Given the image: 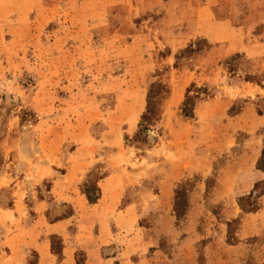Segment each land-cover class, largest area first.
<instances>
[{"label": "rangeland", "instance_id": "1", "mask_svg": "<svg viewBox=\"0 0 264 264\" xmlns=\"http://www.w3.org/2000/svg\"><path fill=\"white\" fill-rule=\"evenodd\" d=\"M197 4L210 20L188 16ZM263 30L264 0H0V252H9L13 232L27 234L37 215L31 194L47 203L48 220L73 213L48 193L50 179L28 191L21 181L42 166L62 170L64 160L53 163L49 154L68 158L79 144L97 160L80 193H95L111 156L131 176L121 205L156 202L162 179L183 164L169 212L143 209L135 234L119 242L120 259L264 264V226L259 218L249 229L244 219L264 196V172L255 168L264 143V53L233 49L236 37L262 42ZM154 81L168 93L136 137ZM190 84L192 114L183 116ZM254 170L262 176L254 179ZM182 185L177 217L174 190ZM249 203L257 210H239ZM51 241L60 258L59 238ZM75 253L85 264V253ZM26 254L37 264L33 251Z\"/></svg>", "mask_w": 264, "mask_h": 264}, {"label": "crops", "instance_id": "2", "mask_svg": "<svg viewBox=\"0 0 264 264\" xmlns=\"http://www.w3.org/2000/svg\"><path fill=\"white\" fill-rule=\"evenodd\" d=\"M211 16L207 7L197 4L190 10L191 15H195L196 20L200 21V14ZM217 22V21H216ZM224 24L223 21H218ZM218 23H213L217 24ZM232 32L237 30L233 28ZM263 41L260 43L240 42L236 37L234 50L243 51L248 55L255 56L264 53V30ZM201 34V33H199ZM237 35V33H236ZM53 136L50 140H55ZM84 149L78 144L72 153L67 156L56 157V154H49V160H64L62 170L53 167L44 171H33L34 180L21 181L24 189H28L36 184L50 179L51 185L48 193L53 200L71 203L73 213L66 217L48 220L46 217L47 203L31 194V209L36 212V217L27 225V234L13 232L8 238V253L0 252V264H28L27 252L33 251L37 255V264H76L75 251L81 250L86 255L85 264H141L143 260L132 261L130 258L120 259L124 249L119 246V242L124 237L135 234V226L142 217L145 209L157 208L168 211L169 201L172 195V187L175 181H179L185 175L183 164L177 168L178 174H168L162 179L156 194V202H144L139 198H133L126 204L121 205L125 186L130 182L131 176L127 177L121 168L115 166L112 157L107 156L104 160L107 172L96 182L98 197L94 202L88 203L83 194L79 191L85 174L97 161L84 153ZM86 150V149H85ZM52 156V157H51ZM94 156V155H93ZM33 160V159H32ZM183 169V170H182ZM24 173L28 172L25 166ZM254 179L260 178L262 173L258 170L253 172ZM30 183V184H29ZM18 186V184H17ZM262 207L259 211L244 214V219L249 223L248 228L254 227L258 219L264 226V196L261 198ZM144 209V210H143ZM15 209H12V213ZM169 212V211H168ZM169 218V214H168ZM249 220V221H248ZM70 225L75 226L74 231H68ZM127 235V236H125ZM60 240V258L57 253L51 252V238ZM131 240V238H128Z\"/></svg>", "mask_w": 264, "mask_h": 264}, {"label": "trees", "instance_id": "3", "mask_svg": "<svg viewBox=\"0 0 264 264\" xmlns=\"http://www.w3.org/2000/svg\"><path fill=\"white\" fill-rule=\"evenodd\" d=\"M199 43H201V41L198 40ZM187 50H192L191 45H188L187 48H185ZM190 87H194L193 84H190L187 88H186V94H185V100L182 103V107H180L181 113L183 116H191L192 114V107H193V103H192V99L195 97L194 95H190L189 94V90ZM147 96H146V107L144 108V111L142 112V114L140 115V121H139V129L137 131L136 137H139L140 134L142 133V130H144L146 128V126L148 124H152V122H154V120H156V118L158 117V107H159V103L162 99H164L168 93V90L166 89L165 85L160 83L159 81H154L151 82L148 86L147 89ZM255 168L259 169L261 171L264 172V143H263V147L260 148L259 150V155L255 161ZM259 183H262L261 181ZM93 190H94V194L91 196L89 195V193L87 191H82V193L84 194L86 200L88 203L90 202H94L96 200V198L98 197V190L96 185H93ZM259 194H264L263 192H258ZM184 196H185V189H184V185L182 186H178L177 188H175L174 190V201H173V211L175 212L176 216H179V211L177 209V203L179 201L184 200ZM257 196V195H255ZM249 197V195H247V198ZM246 198V199H247ZM239 210H241L242 212H249V211H255L257 210L258 206L256 204H251L249 203V205H247L246 208H243L241 205L238 204ZM56 253V251L54 250V247L52 246V241H51V252Z\"/></svg>", "mask_w": 264, "mask_h": 264}]
</instances>
